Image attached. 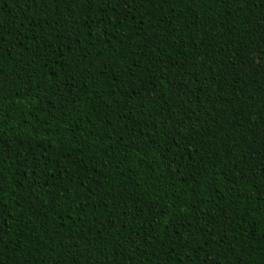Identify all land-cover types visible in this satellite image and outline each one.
Here are the masks:
<instances>
[{"label": "trees", "instance_id": "1", "mask_svg": "<svg viewBox=\"0 0 264 264\" xmlns=\"http://www.w3.org/2000/svg\"><path fill=\"white\" fill-rule=\"evenodd\" d=\"M0 264H264V0H0Z\"/></svg>", "mask_w": 264, "mask_h": 264}]
</instances>
